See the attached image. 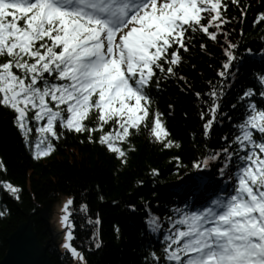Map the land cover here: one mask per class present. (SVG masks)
<instances>
[{
  "label": "snow or ice",
  "instance_id": "snow-or-ice-1",
  "mask_svg": "<svg viewBox=\"0 0 264 264\" xmlns=\"http://www.w3.org/2000/svg\"><path fill=\"white\" fill-rule=\"evenodd\" d=\"M227 7L223 0H0V106L15 113L13 123L34 149L33 159L53 151L54 141L66 132L86 133L91 142L93 132L100 129L95 142L114 152L123 165L127 150L116 141L134 150L130 129L138 130L150 113V135L156 141L168 136L158 118L162 114L151 107V89L153 84L160 87L159 79L176 75L173 66L182 62L179 50L187 52L189 33L199 32L212 40L224 37V59L217 70L224 79L209 90L212 99L206 101L209 116L203 135L208 137L224 94L222 85L237 58V43L221 27L231 19L224 12ZM246 7H241V17ZM256 20L264 22V12ZM200 47H205L203 42ZM258 79L264 88V74ZM257 94L264 99V90L257 93L253 87L241 94L247 100L244 117L237 134L223 138L232 149L202 153L193 162L194 167L207 168L223 157L220 175L231 187L214 192L197 210L177 209L179 215L169 221L171 231L164 240L163 258L168 264H264V105L255 102ZM33 124L35 142L30 135ZM178 143L167 139L163 147ZM4 168L0 160V169ZM151 172L157 174L159 169ZM0 184L13 195L19 192V186L8 181ZM207 187L200 179L193 196L199 197ZM71 203L68 197L64 209ZM147 223L153 232L161 228L158 217ZM71 239L72 233L65 232L61 248L77 264H87ZM151 255L158 264L161 257Z\"/></svg>",
  "mask_w": 264,
  "mask_h": 264
},
{
  "label": "trees",
  "instance_id": "trees-1",
  "mask_svg": "<svg viewBox=\"0 0 264 264\" xmlns=\"http://www.w3.org/2000/svg\"><path fill=\"white\" fill-rule=\"evenodd\" d=\"M223 2L228 4L224 12L231 19L221 27L225 28L228 38L237 43V58L222 85L224 94L208 137L203 135L204 121L209 116L206 101L212 99L208 96L209 90L224 79L217 75L224 59V37L212 40L199 32L189 33L187 52L179 50L182 62L173 66L176 75L159 79L160 87L153 84L151 89V107L162 114L158 118L168 136L164 141H156L150 135V113L138 130L130 129L134 150L128 143L116 141L127 150L123 165L114 152L95 142L103 131L100 129L93 132L91 142L86 133L66 132L54 141L53 151L33 159V149L13 123L15 113L0 106V160L5 165L0 169V181L19 186V192L13 195L0 184V210L6 209L0 216V259L6 252L9 235L27 220L32 222L39 242L45 245L50 235L40 218L39 208L46 200L54 202L61 195H69L72 198L69 205L71 243L83 253L87 264H157L152 252L161 257L158 264H163L161 241L170 218L175 216L173 211L181 206L191 190L188 185L180 193L182 190H178L177 185L191 178L193 162L201 159L202 153L210 154L222 147L232 149L223 138L230 140L237 134L247 103L242 92L248 87H253L257 93L262 90L258 77L264 74V54L261 53L264 22L256 20V16L264 12V0H239L238 5H232L230 0ZM245 4L248 5L243 8L246 15L241 17V7ZM201 42L205 45L203 49ZM247 48L252 52H246ZM197 92L201 95L197 96ZM255 102L261 103L258 94ZM32 128L30 135L35 142L33 125ZM167 139L178 141V146L164 148ZM176 157L180 158L179 162ZM235 163L232 158L231 165ZM222 165L223 157L211 164L212 176ZM152 168L159 172L153 174ZM81 204L86 207L81 209ZM153 216L158 217L161 224L155 232L147 223ZM46 253L52 264H71L70 253L61 251L56 243L51 242Z\"/></svg>",
  "mask_w": 264,
  "mask_h": 264
},
{
  "label": "water",
  "instance_id": "water-1",
  "mask_svg": "<svg viewBox=\"0 0 264 264\" xmlns=\"http://www.w3.org/2000/svg\"><path fill=\"white\" fill-rule=\"evenodd\" d=\"M67 199V195H61L54 202L44 201L39 208L40 218L51 233L49 238L58 244L60 250H62L60 245L64 240L65 229L67 228V222L63 228L61 227L60 214L63 212L60 210V205L62 200L67 201ZM47 244L48 240L45 245L38 244L32 222L27 220L21 223L7 238V249L0 259V264H52L46 253ZM71 257L70 263L77 264L76 259L72 255Z\"/></svg>",
  "mask_w": 264,
  "mask_h": 264
},
{
  "label": "rangeland",
  "instance_id": "rangeland-1",
  "mask_svg": "<svg viewBox=\"0 0 264 264\" xmlns=\"http://www.w3.org/2000/svg\"><path fill=\"white\" fill-rule=\"evenodd\" d=\"M6 190V189H5ZM68 197H70L69 195H67ZM65 202L66 201H64V200H62V203H61V205H60V210H62V214H60V216H61V218H62V216H64V215H67V217H68V220L67 221H63L62 220V223L63 224H65L66 222H67V228L65 229V232H71V228H72V221H70L71 219L69 218V205L70 204H68L67 205V209L65 210L64 209V204H65ZM46 225V224H45ZM47 227V226H46ZM48 231H49V229H48ZM49 235H51V233L49 232ZM50 237V236H49ZM37 240H38V238H37ZM54 243L50 238L48 239V244H47V247H48V245L50 244V243ZM71 243V242H70ZM38 244H41L40 242H39V240H38ZM57 246H58V244H57ZM61 251H67L66 249H64V248H62V250ZM71 261H72V257H71Z\"/></svg>",
  "mask_w": 264,
  "mask_h": 264
}]
</instances>
